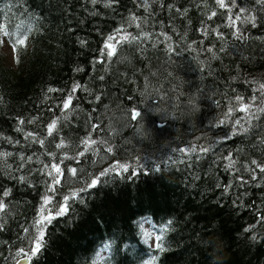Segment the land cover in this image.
<instances>
[{"label":"trees","instance_id":"obj_1","mask_svg":"<svg viewBox=\"0 0 264 264\" xmlns=\"http://www.w3.org/2000/svg\"><path fill=\"white\" fill-rule=\"evenodd\" d=\"M238 2L255 9L257 17L256 27L244 26L245 40L235 39L225 26V10L207 20L216 8L214 0H207V9L200 0H155L149 11L138 0H119L112 7L104 0L95 5L90 0H0V27L17 35L32 29L25 45L16 49L11 39L0 37V133L20 141H0V151L13 153L7 163L14 170L17 154L44 151L25 142L15 130L17 120L25 121L26 131L44 136V125L61 115L56 105L79 83L89 91H77L76 111L58 125L59 136L69 145L64 151L73 155V146L89 135L91 125H99L90 133L92 138L109 139L114 151L106 154L101 147L103 160L88 153L79 162L65 161L84 172L60 189L56 200L82 187L88 174L101 172L100 164L129 165L127 171L101 177L95 187L80 193L83 202L69 200L67 213L46 225L43 247L31 264H98L96 254L102 249L110 255L100 264H139L153 257L156 264H264V180H251L240 168L251 159L264 160V130L256 127L227 138L234 130L232 120L243 112H234L228 123L220 124L237 94L248 102L257 95L252 82H264V11L256 0ZM130 14L147 17L143 27L151 39L139 47L118 46L111 61L99 62L104 60L100 53L106 36ZM205 21L225 39L203 35ZM160 33L171 37V48ZM81 40L86 43L81 45ZM3 43L14 49V62L7 61ZM49 88L60 91L48 93ZM133 109L141 117L131 119ZM31 117H38L36 123H27ZM253 123H264V117ZM55 142L58 139L49 137L47 150L61 155ZM190 145L197 153L178 155L179 148ZM200 145H211L210 151L201 153ZM157 154L165 156L158 163H145ZM228 156L237 160L239 172L226 170ZM33 161L17 173L33 169L28 174L31 184L0 170V185L12 190L6 198L9 215L0 231V264H15V252L27 248L23 228L38 214L46 177L35 171L41 167L35 156ZM147 222L158 235L167 225L162 252L148 245L152 232ZM135 235L141 238L139 247ZM105 236L108 248L99 246L92 261L95 243Z\"/></svg>","mask_w":264,"mask_h":264},{"label":"snow or ice","instance_id":"obj_2","mask_svg":"<svg viewBox=\"0 0 264 264\" xmlns=\"http://www.w3.org/2000/svg\"><path fill=\"white\" fill-rule=\"evenodd\" d=\"M90 2L95 5L98 0H90ZM119 0H104L106 7H112L114 4L118 3ZM155 0H138L140 6H142L145 11H149L151 8V3H154ZM216 8L211 10L210 14L207 15V20H212L213 17L217 15V10L223 9L224 12L221 15L225 16L227 21L226 27L232 29V35L237 40H245L247 36L245 35L244 26L251 25L256 27L257 17L254 14L255 9H250L244 7L242 3L238 0H214ZM200 3L208 8L207 0H200ZM256 3L261 6V10L264 11V0H256ZM199 7V5H197ZM172 6H169L171 9ZM8 10H11V5L8 6ZM179 11V10H177ZM187 13V9L184 10L182 15ZM147 23V17H140L135 14H130L123 23L113 30L112 33L108 34L105 38L103 49L101 50V57L104 58L103 61H111L112 57L117 55V48L123 47L125 44L132 45L135 44L139 47L140 43L144 40L151 39L152 34L145 31L143 25ZM138 29L137 32H129L128 29L131 27ZM18 29L22 28V25L17 26ZM32 31L31 27L24 28L19 32V35L8 30L7 27H0V37H7L12 40V47L16 49L20 45H25L28 39V33ZM202 34L207 36L210 33H215L217 38L224 40V34L219 31L218 28H213L207 24L205 21L201 26ZM164 37L165 41L169 42V48H171V37L165 33H160ZM2 42V41H0ZM81 45H84L86 41L81 40ZM223 50V49H221ZM209 52L212 51L211 48L208 49ZM17 62L18 59H17ZM103 79V77H100ZM257 87L255 92L257 95H253L248 98V102H245V98L240 94H237L235 97V103L229 107L228 112L225 114L223 120L220 121V124L228 123L229 119L232 117L234 112H243L244 116L232 120L233 131L229 134H226L227 138L232 136H237L241 134H247L253 128L260 127L264 130V123L254 124L253 121H261V118L264 117V82L253 81ZM60 91L58 89L49 88L47 89L48 93H53ZM77 91L88 92L89 89L79 83H75L73 87L65 93L61 102L56 105L57 108L61 110V115L56 116L55 118L50 119V121L44 125L45 135L41 136L36 131H26L25 130V121L23 119L17 120L16 131L23 134L24 140L27 144H37L44 151L40 153H33L32 155H25L23 153L17 154V159L19 163L16 165L13 170L12 165L7 163L9 157L13 156V153L7 151H0V170L7 171L10 179H15L19 183H28L31 184V180L28 179V174L33 172V169L29 168L28 173L17 175L21 173L23 168L30 163H33V156H35L36 161L41 164V167L35 169V171L41 173L46 177L43 181L45 184V191L41 196V203L38 209V214L33 220L32 224L23 228L24 237L22 242L27 244V248L20 247L15 252L13 259L15 264H21V260L25 264H31V260L35 257L43 247L44 236L46 225L51 223V221L58 216H63L67 213L69 207V200H75L79 198L83 202V197L80 196V193L87 191L89 188L95 187L101 181V177L107 176L112 172H117L118 170L127 171L129 165L127 163H119L118 161L110 165L107 169L102 170L96 175L88 174L87 178L83 179V186L80 188L70 189L67 194H62L60 200H56L57 193L63 187L71 183L72 178H80L79 174L84 172L83 168L71 167L65 163V161L79 162L82 157H86L88 153H91L94 156H100L101 147H103L104 152L113 153L114 146L109 143V139H100L96 140L92 138L90 134L92 131L98 129L99 125H91L89 128V135H86L82 138L76 145L73 146V155H69L67 151H64L69 147L65 142L63 137L59 136L60 129L58 125L62 121H68L70 119L71 113L76 111L78 105L73 106V101L78 100L76 96ZM97 100L100 99L99 96L96 97ZM141 117V112L133 109L131 111V119L135 120ZM38 117H31L28 119V124L36 123ZM115 131L114 129H110ZM55 134V135H54ZM49 137L53 138V141L58 139V142L54 143V148L59 150L62 154L58 155L56 151H48L46 147V141ZM0 141H6L7 143L19 144V140H13L11 137H5L3 133H0ZM260 143L264 144V135L260 140ZM211 145L205 146L200 145L199 151L201 153H207L210 151ZM182 153L191 155L197 153L196 146H189L187 148L180 149ZM41 157H47V161ZM100 159H105V156H100ZM227 164L225 165L226 170H231L233 172H239L240 169L237 168V160H234L231 156L226 157ZM240 168L248 174L249 179L251 180H264V160L251 159L247 164H241ZM65 172L68 174V178L65 176ZM259 174V176H258ZM240 183H245L243 176L238 178ZM12 190L10 188H5L3 185H0V231H2L6 225V218L9 215V203L6 202V198L10 197ZM170 223V222H169ZM34 229V231H32ZM160 235L156 237L157 243L156 247L162 252L164 250L162 240L163 234L167 231V225L162 227L160 230ZM255 238V237H254ZM107 248L108 245H105ZM148 264H156V258L153 257Z\"/></svg>","mask_w":264,"mask_h":264},{"label":"bare ground","instance_id":"obj_3","mask_svg":"<svg viewBox=\"0 0 264 264\" xmlns=\"http://www.w3.org/2000/svg\"><path fill=\"white\" fill-rule=\"evenodd\" d=\"M180 149L181 148H179L178 150H177V153H178V155H180L182 152L180 151ZM181 152V153H180ZM70 155V154H69ZM100 156H103V153L101 152L100 153ZM165 155L164 154H157L156 156H154V157H151V158H149V159H147L146 160V162L145 163H147L148 161H152V160H155V162H157L158 163V161L160 160V159H162L163 157H164ZM101 165V169H107V167H104V165L103 164H100ZM103 167V168H102ZM136 171H139V169L138 168H136ZM144 171H149L148 169H144ZM133 239H135L134 241H135V243H136V245H137V247H139L141 244V238L139 237V236H136L135 235V238H133ZM109 241H110V239L108 238L107 239V236H105L104 238H102L101 240H98L95 244H97V246H96V248L93 250V253H92V256H91V259H92V261L94 260V258H95V250L100 246L101 248H106L105 247V245H108L109 246ZM146 242H147V239H145L144 240V243H145V245H146ZM108 248V247H107ZM104 252V249H102V250H98V252H97V254H96V256L99 258L100 256H102V253ZM145 257V256H144ZM144 259V258H143ZM142 259V260H143ZM136 263H138V262H140V260H137V261H135ZM148 262L149 261H144L143 263H139V264H148Z\"/></svg>","mask_w":264,"mask_h":264},{"label":"rangeland","instance_id":"obj_4","mask_svg":"<svg viewBox=\"0 0 264 264\" xmlns=\"http://www.w3.org/2000/svg\"><path fill=\"white\" fill-rule=\"evenodd\" d=\"M1 49L4 55L6 56L7 61L14 62L15 60L14 50L7 43H3V46Z\"/></svg>","mask_w":264,"mask_h":264},{"label":"water","instance_id":"obj_5","mask_svg":"<svg viewBox=\"0 0 264 264\" xmlns=\"http://www.w3.org/2000/svg\"><path fill=\"white\" fill-rule=\"evenodd\" d=\"M21 264H25V262L23 260H21Z\"/></svg>","mask_w":264,"mask_h":264}]
</instances>
